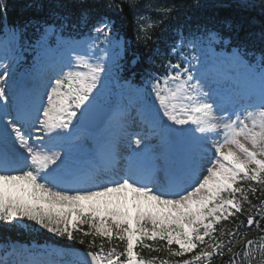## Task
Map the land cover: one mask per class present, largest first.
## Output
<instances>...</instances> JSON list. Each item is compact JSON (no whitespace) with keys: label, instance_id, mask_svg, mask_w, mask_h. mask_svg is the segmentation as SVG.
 Returning a JSON list of instances; mask_svg holds the SVG:
<instances>
[{"label":"snow or ice","instance_id":"snow-or-ice-1","mask_svg":"<svg viewBox=\"0 0 264 264\" xmlns=\"http://www.w3.org/2000/svg\"><path fill=\"white\" fill-rule=\"evenodd\" d=\"M238 3L241 8L249 6L248 0H238ZM130 6H134V0ZM6 9L5 0H0V15H6ZM55 23L53 20L48 26L54 27ZM108 28L109 25L101 20L93 31L97 37L104 36L111 42L106 32ZM247 54L246 47L242 49L237 45L232 59L237 64H244ZM257 55L264 82V51ZM76 60L78 67L86 71L73 70L69 65V70L56 79L46 93L47 105L43 107V119L39 120L45 133L69 127L77 115L76 110L89 101L101 74L106 71L100 63L89 62L84 57L78 56ZM174 69V75L167 73L154 78L151 90L159 103L158 111L174 125H195V130L201 134L220 135L217 128L222 127L223 138L215 144V158L206 161L210 166L202 167L199 172L193 167L187 177L165 185H157L135 173H125L115 179L89 183L83 188L62 187L59 164L63 158L50 150L33 147L25 139L23 125L12 128L15 139L10 141L9 147L10 133L8 125L4 124L0 128V221L27 218L57 235H67L69 239L75 238L73 229L86 237L92 236L90 246L97 250L87 253L90 264H154L155 257L146 260L134 250L143 247L159 251L145 241H166L171 256L192 254L191 259H183L178 264L210 262L214 253L223 256L224 245L210 244L205 238L215 240V225L242 212V201L251 203L248 192L255 193L256 189L250 183L245 188L243 183L264 184V88L258 104L247 105L253 111H246L243 119L224 117L228 122L221 126L213 122L216 119L212 115L213 105L203 102L210 95L203 91L206 87L203 79L191 75L188 67L181 69L177 64ZM3 96L4 92L0 90V98ZM21 119L23 117L18 113L9 123L16 124ZM128 134L140 135L138 132ZM135 143L140 145L141 139H136ZM247 223L260 227V220L254 219L253 215L247 217ZM81 225H87V231L79 227ZM95 238L101 240L98 246ZM105 239L109 245L114 239L118 240L123 251H117L120 244L105 251ZM260 239L264 240V236ZM173 244L179 250L172 249ZM251 245L250 240L244 246L245 255ZM259 247L264 249V244ZM228 251L231 253L232 249L228 248ZM160 264H167V261H160ZM230 264H236L234 257Z\"/></svg>","mask_w":264,"mask_h":264},{"label":"trees","instance_id":"trees-1","mask_svg":"<svg viewBox=\"0 0 264 264\" xmlns=\"http://www.w3.org/2000/svg\"><path fill=\"white\" fill-rule=\"evenodd\" d=\"M127 2L128 4H133V0H118L119 4L121 5L122 7V11H123V14H124V18L128 19V13H127V8L123 5V3ZM137 1L138 0H134V6H131L132 7V10H134L135 6L137 5ZM161 1H164V0H161ZM166 1H170V0H166ZM165 2V1H164ZM209 0H206L205 3H208ZM171 8H173L172 5H170ZM49 12V14L51 16L55 15V14H60L58 13L57 11L55 10H52L51 8H48L47 10ZM241 15H244V14H247L246 18H245V21H252V20H256L258 22H260L263 26H264V19L257 16V14L255 13H250V11L248 10H243L241 8ZM250 14L252 15V18H250ZM255 17H258L255 19ZM252 184V182H247V183H243L245 187H248V184ZM253 188L256 189V192L255 193H251L250 196L252 197V199H257L263 192V188L261 185H254ZM242 207H243V211L242 212H236L235 215H236V218L239 219V222L236 224V223H232L231 225L234 226V225H239L242 221H244L245 219V216L248 215L250 212H251V207H252V202L249 204H242ZM230 225V226H231ZM241 225H243L244 227V223H242ZM17 232L16 230V226L14 223H11V222H4V221H0V237L4 238L6 237L7 235L9 234H13L15 235ZM93 238V237H92ZM94 239V238H93ZM158 244H156V247H157ZM231 255V253H228L225 257L223 258H228L229 256ZM221 260V259H219Z\"/></svg>","mask_w":264,"mask_h":264},{"label":"rangeland","instance_id":"rangeland-1","mask_svg":"<svg viewBox=\"0 0 264 264\" xmlns=\"http://www.w3.org/2000/svg\"><path fill=\"white\" fill-rule=\"evenodd\" d=\"M47 33H49V31H48ZM212 110H213V112H214V115H213V116H215V118H216L215 120H217V117H216L215 111H214V109H212ZM215 120L213 121L214 123H216ZM44 229L48 230L47 228H44Z\"/></svg>","mask_w":264,"mask_h":264},{"label":"bare ground","instance_id":"bare-ground-1","mask_svg":"<svg viewBox=\"0 0 264 264\" xmlns=\"http://www.w3.org/2000/svg\"><path fill=\"white\" fill-rule=\"evenodd\" d=\"M219 108H220V107H219ZM221 110H223V111H224L225 109H222V108H221ZM54 151H57V148H56V149H54Z\"/></svg>","mask_w":264,"mask_h":264}]
</instances>
